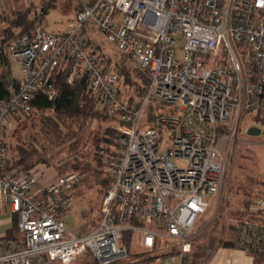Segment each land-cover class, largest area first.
I'll return each mask as SVG.
<instances>
[{
  "label": "built area",
  "instance_id": "obj_1",
  "mask_svg": "<svg viewBox=\"0 0 264 264\" xmlns=\"http://www.w3.org/2000/svg\"><path fill=\"white\" fill-rule=\"evenodd\" d=\"M88 28L145 78L136 102L120 96L117 75L88 48ZM7 54L18 76L0 97V206L17 217L22 243L0 240V264H72L82 256L118 264L129 256L124 232L138 234L149 253L169 242L178 264H191L192 230L222 190L229 154L248 128L264 131V0H93L66 30L36 23ZM65 63L66 84L87 83L86 99L117 125L101 152L110 185L97 225L84 234L65 222L77 174L44 184L33 172L9 170L2 139L38 92L59 97L53 75ZM151 103L169 110L154 111L155 126ZM263 210L258 199L248 212ZM236 242L264 254V223L242 221Z\"/></svg>",
  "mask_w": 264,
  "mask_h": 264
},
{
  "label": "rangeland",
  "instance_id": "obj_2",
  "mask_svg": "<svg viewBox=\"0 0 264 264\" xmlns=\"http://www.w3.org/2000/svg\"><path fill=\"white\" fill-rule=\"evenodd\" d=\"M88 1L90 0H9L5 8L0 11V35L6 27V19H13L17 13L24 12H28L29 17L35 19V23L41 24L48 30H66L71 22L70 19ZM88 29L92 31L91 36L101 43L100 54L103 52L111 58L109 66L112 67L113 62L121 58L119 53L106 41L103 35L97 34L92 28ZM123 61L131 81L129 86H125L123 79L121 80L123 94L136 96L138 93L136 90L141 91L146 80L135 70L134 64L128 56ZM8 62L11 76L17 77V65L12 63L9 57ZM83 105L86 108H91L95 116L87 120L82 131L83 140L80 146L72 152L64 146L56 148L53 151V157H51V153L47 154L48 164L39 163L31 170V173L33 172L41 183L52 182L62 174L72 173V170L65 166V161L73 153L83 154L86 156V160L91 163V168L97 167L98 174L93 171L83 174L73 172L78 176V183L73 191V201L65 216V222L67 228L76 234L87 233L97 225L102 201L107 190V184L103 183L106 179L103 168L97 166L93 160L95 154L91 141L95 137H102L107 131L110 132V137L117 126L116 122L106 116L99 106L90 99H84ZM46 114L49 113L34 112L28 119L12 122L4 129L5 133H2V139L10 147V159L14 155L13 150L16 147L17 139L19 137L24 139V136L29 134L35 135L39 119ZM247 123L246 121L244 126ZM258 199H264V131L259 136H249L246 130L239 136L234 149L229 154L222 190L210 200L209 208L199 217L192 230L190 236L191 264L200 247L203 249L210 247V251H214L219 246L223 247V243L237 239L239 225L248 219V215H251L248 212L249 206ZM261 212L263 213L264 210ZM133 238V242L129 243L128 258L118 264H177L178 257L157 259L176 254V249L171 246V243L163 242L160 249L149 253L141 247L138 234H134ZM77 263L97 264L89 256H82L74 264Z\"/></svg>",
  "mask_w": 264,
  "mask_h": 264
},
{
  "label": "trees",
  "instance_id": "obj_3",
  "mask_svg": "<svg viewBox=\"0 0 264 264\" xmlns=\"http://www.w3.org/2000/svg\"><path fill=\"white\" fill-rule=\"evenodd\" d=\"M93 0H90L88 3H91ZM82 7L77 11L80 12ZM76 13V14H77ZM70 19V21H72ZM6 27L2 30V34L0 35V97H4L6 95V87L11 78L10 74V64L8 62V47L20 38L24 34L30 35L35 26V19L29 17L28 12L17 13L13 19H6ZM91 32L89 29L86 30V34L88 37V48L94 52L98 58L101 60V63L104 68H111L114 74L117 75L121 88V80L123 81L125 86L130 85L129 75L127 73V69L125 67V63L123 59L126 58V54L115 49L117 53L120 55V59L118 61L113 62V66L111 65V58L105 55L103 52L100 54V50L102 49L101 43L98 40L91 36ZM98 34V33H97ZM69 68V63H65L59 70L55 71L53 75L54 83L60 87V95L54 101H49L47 97L40 91L38 92L32 101V111L23 115L21 118L15 120L14 122H18L22 119H28L34 112H45L49 113L41 116L39 119V125L37 128V132L35 135H25L24 139L20 137L17 139L16 147L13 150V157L8 158V169L16 170L17 172H21L23 174H30L31 170L35 167V165L39 163L48 164L47 154L51 153V157H53V151L56 148L64 146L69 151L76 150L80 144L82 143V131L84 126L89 118L95 116L92 113L91 108H86L83 105V100L86 99L88 94L87 83H83L82 85L72 87L71 85L66 84L65 76L67 74ZM147 87V82H145L141 91H138L136 96L130 95L126 96L123 94L122 88L120 92V96L122 98L127 97L131 101L136 102L144 93L145 88ZM142 92V93H140ZM149 115L148 121L153 125L155 122V110L157 108L164 109V111L169 112L168 108L161 107L155 103H151L149 107ZM113 121L114 118L110 117ZM113 132V131H112ZM5 133V130L2 131ZM102 137L98 136L92 139V145L94 147V158L93 160L96 162V165L103 167L102 165V157L101 152L104 148H106L109 143L111 136L109 137L110 132H105ZM113 134V133H112ZM22 140V142H21ZM3 144L9 149L8 144L5 140H3ZM65 161L66 165L72 172H79L83 174L87 171H93L98 174L97 167L91 168V163L86 160V156L80 153H73L70 157ZM66 174V173H65ZM62 174L60 176H63ZM103 183L107 184V189L110 185V179L106 176V179ZM249 220H258L264 223V212H260L258 215H248ZM15 218V219H13ZM135 223V222H134ZM138 225H142V223H135ZM132 233L124 232L123 233V244L129 250V243L133 242ZM0 240L3 241H15L17 243H22V236L19 233L17 226V217L12 215V226L8 229ZM224 247L227 248H239L237 246L236 239L233 241H228L223 243ZM209 248H199L198 253L195 255L194 261L192 264H204L213 250L210 251ZM177 254V251H176ZM172 254V255H176ZM253 257V264H264V254L260 252L250 253Z\"/></svg>",
  "mask_w": 264,
  "mask_h": 264
},
{
  "label": "crops",
  "instance_id": "obj_4",
  "mask_svg": "<svg viewBox=\"0 0 264 264\" xmlns=\"http://www.w3.org/2000/svg\"><path fill=\"white\" fill-rule=\"evenodd\" d=\"M11 226H12L11 213H9L2 206H0V234L3 235L8 229L11 228ZM160 246L161 244H157L154 251L160 249ZM176 257H178V251L176 255L167 256L166 258L159 257L157 259L164 260V259H172ZM80 258L78 260H80ZM178 262H179V257H178ZM74 263H76V261ZM50 264H57V263H50ZM204 264H253V257L250 253L240 248H227L224 246L223 247L219 246L212 252L210 257Z\"/></svg>",
  "mask_w": 264,
  "mask_h": 264
},
{
  "label": "water",
  "instance_id": "obj_5",
  "mask_svg": "<svg viewBox=\"0 0 264 264\" xmlns=\"http://www.w3.org/2000/svg\"><path fill=\"white\" fill-rule=\"evenodd\" d=\"M247 134L249 136H259L261 134V130L256 127H250L247 130Z\"/></svg>",
  "mask_w": 264,
  "mask_h": 264
}]
</instances>
